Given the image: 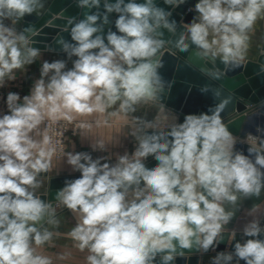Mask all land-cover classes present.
Listing matches in <instances>:
<instances>
[{"label":"clouds","instance_id":"clouds-1","mask_svg":"<svg viewBox=\"0 0 264 264\" xmlns=\"http://www.w3.org/2000/svg\"><path fill=\"white\" fill-rule=\"evenodd\" d=\"M163 2L178 7L186 0ZM76 3L82 18H69L70 40L58 41L66 59L43 61L30 94L9 92L7 111L0 113V264H54L41 249L56 235L45 227L59 225L56 207L36 190L58 153L79 173L64 181L55 200L75 218L69 235L87 252L86 264H174L184 250L207 253L223 241L235 215L227 207L264 190V134L238 140L221 117L230 97L207 84L200 91L211 92L216 103L182 122L161 104L168 86L160 74L169 43L164 33L175 35L177 24L157 0ZM42 7L43 0H0V87L40 55L30 46L31 29L15 25ZM192 10L198 15L173 41L175 48L194 46L212 65L201 67V74L221 80L225 72L216 62L225 70L243 65L254 26L264 19V0H197ZM156 104L151 120L134 115ZM113 116L130 125L136 141L131 154H117L115 163L94 157L107 151L103 139L89 144L91 152H64L57 139L63 131L54 126L75 122L87 138ZM150 157L153 167L146 165ZM247 215L241 239L233 230L232 250L217 253L211 264H264L260 206ZM70 257L64 252L56 259Z\"/></svg>","mask_w":264,"mask_h":264},{"label":"water","instance_id":"water-1","mask_svg":"<svg viewBox=\"0 0 264 264\" xmlns=\"http://www.w3.org/2000/svg\"><path fill=\"white\" fill-rule=\"evenodd\" d=\"M197 0H186V3L177 6L166 5L163 0H157V3L170 13V18L176 21L177 32L175 35L164 33L165 40L169 41L162 49L163 67L160 74L165 81L168 82L165 93L161 99V103L178 113L179 121H183L186 114L199 113L207 111L208 107L216 100L211 92L202 94L200 88L204 85H210L213 89H219L225 96L230 97L231 103L225 111L221 113L223 122L228 126L229 130L235 134L240 133L246 128L247 113L264 103V53L256 59H250L243 62V65L235 70H225L220 61L216 62V67L225 72L223 79L210 80L201 74L200 68L203 66L212 67L202 61L196 55L195 47H191L187 52L179 51L175 48L173 41L184 30L183 23L190 24L193 21L195 12L191 8V4H195ZM59 17L50 20L54 15ZM83 10L77 7L76 0H43V7L31 15L25 16L18 22L20 31L31 29L29 39L33 42V47H40V43H44L43 47L56 52L61 51L58 41L62 38L70 40L68 30V19L75 17L82 18ZM111 19L115 20V14ZM46 25L47 26L46 28ZM66 25L67 28L60 30L57 27ZM113 30H115L113 28ZM37 31H41L39 35ZM41 34H44L42 36ZM264 50V44H263ZM156 164L151 157L146 161L148 167ZM52 177L49 180V192L47 195L40 196L41 199L49 201L55 207L56 192L63 187L66 179L78 177ZM264 222V219H263ZM229 232H225L224 239L217 245L218 250H224L229 238ZM241 234L235 236V240H240ZM233 240L230 248L232 250ZM201 251L195 248L192 250H184L183 255H177L174 264H198ZM241 264H244L241 261Z\"/></svg>","mask_w":264,"mask_h":264},{"label":"crops","instance_id":"crops-1","mask_svg":"<svg viewBox=\"0 0 264 264\" xmlns=\"http://www.w3.org/2000/svg\"><path fill=\"white\" fill-rule=\"evenodd\" d=\"M197 3V2H196ZM195 3V4H196ZM195 4H191V8H194ZM198 15L197 13L195 16ZM59 17V14L54 15V17L50 20V24L52 20ZM5 23H10V21H5ZM181 24L187 25L181 21ZM49 25H46V28ZM18 31H20V25L17 23L15 25ZM60 30L67 28L66 25L61 27H57ZM36 35H39L41 31H37ZM44 36V34H41ZM30 40V39H29ZM40 47H34L39 50L40 55L36 58L35 62L31 65L26 66L25 69L16 70L14 80L6 81L3 87H0V102L3 104L4 112L7 111L6 108V97L9 92L19 93L21 97L30 94V90L36 79L40 76V68L43 61H53L57 59H66L64 52H56L53 50H49L44 48L43 44L40 43ZM264 44V19L258 20L256 25L254 26V31L251 33V40L248 53L246 55V60H256L260 54L264 53L263 50ZM33 45V42L30 40V46ZM33 47V46H32ZM74 59V58H73ZM72 66L71 61H68V67ZM168 111L171 113H178L171 108L167 107L165 104L161 103ZM161 104L151 105V106H140L135 116L143 117L151 120L156 114L158 108ZM71 130L66 137L65 140V151H88L91 152L92 149L89 147V144L94 142L97 139H103L107 144L106 152H92L94 157L96 156H110V162L115 163L117 154H124L125 152L131 154L135 148V138L129 135L130 125L125 122L124 118L121 116H113L110 118V122L106 126H102L100 128H95L91 133L87 135V138L81 136L78 130L73 131L74 126L76 127L75 122L70 123ZM259 128H264V103L257 106L255 109L249 111L247 113V124L245 133L249 132L261 135L264 133H260L257 131ZM240 137V135L238 136ZM246 152V149H242ZM79 173L72 172L71 167L66 163V157L56 158L53 157L52 162V170L47 173H42L38 179L42 181L41 187L36 190V195L39 197L43 194L47 195L49 192V180L52 177H66V176H75ZM49 202V201H48ZM260 206V218L263 222L264 219V190L261 191L260 196L252 197L249 199H241L238 201V205L236 208H232L231 206L227 207V210L234 211L235 215L231 222L225 226V232H229V238L226 244V248L224 250H218L217 245L213 246V249H210L207 253L199 252L197 255L199 256L198 264H211L212 258L216 256L219 252L231 251V244L233 242L232 231L235 230L236 234L240 233V230L243 228V225L251 219L247 215V211L253 206ZM57 219L59 220V225L53 227L51 225H45L49 230L56 233L54 235L53 240L50 244H45L41 249L42 253L48 256H51L54 260V264H86L85 257L87 256V252H80L75 247V242L70 237L69 233L72 228L75 226V218L70 210L67 208L60 206L58 202L55 204ZM70 252L71 257L68 260H57L56 256L59 253ZM241 264V262H240Z\"/></svg>","mask_w":264,"mask_h":264},{"label":"built area","instance_id":"built-area-1","mask_svg":"<svg viewBox=\"0 0 264 264\" xmlns=\"http://www.w3.org/2000/svg\"><path fill=\"white\" fill-rule=\"evenodd\" d=\"M2 112H4V108H3V104L0 102V113H2ZM61 124L64 125L63 128H60L59 125L54 126V127H55L58 131H63V136H62V137H57V139L61 140V142H62V147H63V149H64V151H65V140H66V137H67V135L69 134V132H70V130H71L72 127H71L70 123H67V122H64V121H62ZM74 127H75V126H74ZM54 157H56V158H60V157H62V156L58 153V154H57L56 156H54Z\"/></svg>","mask_w":264,"mask_h":264},{"label":"rangeland","instance_id":"rangeland-1","mask_svg":"<svg viewBox=\"0 0 264 264\" xmlns=\"http://www.w3.org/2000/svg\"><path fill=\"white\" fill-rule=\"evenodd\" d=\"M76 131V127L73 128V131L72 132H75ZM246 133H245V130H243L241 133H240V137H238V140H243L245 137H246ZM237 149L238 150H242V149H247V145L246 144H242V143H237ZM231 223H234V222H231ZM230 224V223H229Z\"/></svg>","mask_w":264,"mask_h":264},{"label":"bare ground","instance_id":"bare-ground-1","mask_svg":"<svg viewBox=\"0 0 264 264\" xmlns=\"http://www.w3.org/2000/svg\"><path fill=\"white\" fill-rule=\"evenodd\" d=\"M175 117H178V115L177 114H175V113H172ZM235 135V134H234ZM235 136H239V135H235Z\"/></svg>","mask_w":264,"mask_h":264}]
</instances>
